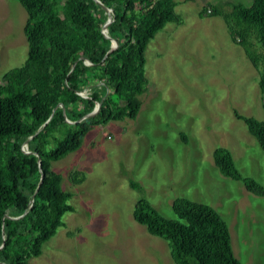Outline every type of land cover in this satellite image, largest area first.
I'll return each instance as SVG.
<instances>
[{
	"label": "rangeland",
	"instance_id": "obj_1",
	"mask_svg": "<svg viewBox=\"0 0 264 264\" xmlns=\"http://www.w3.org/2000/svg\"><path fill=\"white\" fill-rule=\"evenodd\" d=\"M253 1L178 0V21L167 23L147 48L149 81L137 117L93 128L78 150L53 162L63 186L75 191V210L29 264H165L168 252L175 264L169 242L151 234L133 211L145 198L178 218L172 207L178 197L214 207L229 224L236 257L264 264V195L225 176L213 158L217 147L228 148L239 171L264 186V149L232 116L236 109L264 120L260 74L222 13L203 11ZM27 18L18 0H0V77L27 58ZM78 171L85 177L79 184L71 179Z\"/></svg>",
	"mask_w": 264,
	"mask_h": 264
},
{
	"label": "trees",
	"instance_id": "obj_2",
	"mask_svg": "<svg viewBox=\"0 0 264 264\" xmlns=\"http://www.w3.org/2000/svg\"><path fill=\"white\" fill-rule=\"evenodd\" d=\"M18 1L28 14V54L0 77V264H29L64 224V215L75 210V191L63 186L53 162L78 150L93 128L137 117L149 81V43L179 19L178 0ZM225 4L224 10L217 4L203 11L222 13L233 41L260 74L264 105V0ZM85 89L86 96L80 94ZM233 115L264 149V120L236 109ZM213 158L225 176L264 195V186L239 171L228 148L217 147ZM84 178L81 171L71 173L75 183ZM130 184L140 187L132 179ZM172 207L178 218L142 198L133 215L169 242L175 264H243L229 224L214 207L187 197L176 198Z\"/></svg>",
	"mask_w": 264,
	"mask_h": 264
},
{
	"label": "water",
	"instance_id": "obj_3",
	"mask_svg": "<svg viewBox=\"0 0 264 264\" xmlns=\"http://www.w3.org/2000/svg\"><path fill=\"white\" fill-rule=\"evenodd\" d=\"M112 19H110V21L108 22L107 26L111 23ZM115 46H116V43H115ZM100 108V104L96 107V111L94 113H96ZM43 180V176H42V179L41 181Z\"/></svg>",
	"mask_w": 264,
	"mask_h": 264
},
{
	"label": "bare ground",
	"instance_id": "obj_4",
	"mask_svg": "<svg viewBox=\"0 0 264 264\" xmlns=\"http://www.w3.org/2000/svg\"><path fill=\"white\" fill-rule=\"evenodd\" d=\"M111 17V16H110Z\"/></svg>",
	"mask_w": 264,
	"mask_h": 264
},
{
	"label": "clouds",
	"instance_id": "obj_5",
	"mask_svg": "<svg viewBox=\"0 0 264 264\" xmlns=\"http://www.w3.org/2000/svg\"><path fill=\"white\" fill-rule=\"evenodd\" d=\"M100 104V103H99Z\"/></svg>",
	"mask_w": 264,
	"mask_h": 264
}]
</instances>
